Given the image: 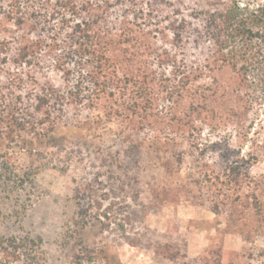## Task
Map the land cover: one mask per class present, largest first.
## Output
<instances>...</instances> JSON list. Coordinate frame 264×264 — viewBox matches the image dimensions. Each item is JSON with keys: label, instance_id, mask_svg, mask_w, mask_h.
I'll list each match as a JSON object with an SVG mask.
<instances>
[{"label": "trees", "instance_id": "trees-1", "mask_svg": "<svg viewBox=\"0 0 264 264\" xmlns=\"http://www.w3.org/2000/svg\"><path fill=\"white\" fill-rule=\"evenodd\" d=\"M196 1L0 0V140H50L69 127L99 136L101 155L125 143L137 158L150 150L167 173L187 163L186 183L162 193L179 200L205 187L209 209L226 211L250 242L245 209L264 216L261 195L245 192L254 157L231 158L230 140L212 130L249 131L264 92V34L253 32L261 19L242 0ZM73 239L70 264H111L79 232ZM40 242L0 235V264H41Z\"/></svg>", "mask_w": 264, "mask_h": 264}, {"label": "rangeland", "instance_id": "rangeland-1", "mask_svg": "<svg viewBox=\"0 0 264 264\" xmlns=\"http://www.w3.org/2000/svg\"><path fill=\"white\" fill-rule=\"evenodd\" d=\"M239 6L258 8L261 22L253 32L263 35L264 0H242ZM260 96L246 137H236L231 125L212 134L219 142L230 140L231 158L253 155L245 192L256 189L264 204V92ZM98 142L99 136L69 127H58L50 140L24 133L0 140V235L40 239L41 264H70L78 232L82 245L104 250L111 264L263 262L264 216L245 209L251 241H244L227 223L226 211L209 209L213 201L205 187L190 185L179 200L162 193L163 185L173 192L186 183L187 163L178 174L167 173L150 150L137 158L120 143L110 148L118 153L112 157L97 153ZM135 159L142 168H135ZM163 246L164 255L175 256L163 257Z\"/></svg>", "mask_w": 264, "mask_h": 264}]
</instances>
